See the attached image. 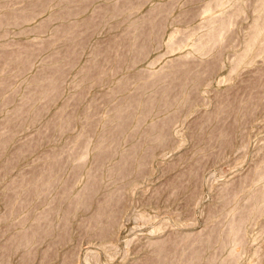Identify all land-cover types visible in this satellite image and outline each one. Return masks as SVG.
<instances>
[{
	"label": "rangeland",
	"instance_id": "rangeland-1",
	"mask_svg": "<svg viewBox=\"0 0 264 264\" xmlns=\"http://www.w3.org/2000/svg\"><path fill=\"white\" fill-rule=\"evenodd\" d=\"M216 1L0 0V264L235 263L226 210L248 217L264 172V0ZM263 217L238 264H264Z\"/></svg>",
	"mask_w": 264,
	"mask_h": 264
},
{
	"label": "bare ground",
	"instance_id": "bare-ground-1",
	"mask_svg": "<svg viewBox=\"0 0 264 264\" xmlns=\"http://www.w3.org/2000/svg\"><path fill=\"white\" fill-rule=\"evenodd\" d=\"M227 4H228V1L227 0H217L216 1V4H215V10H216V12H220V11H222V9L225 7V6H227ZM212 12V9L211 8H208L207 9V11L205 12L207 15L208 14H210ZM218 29L216 28V27H213V25H209V27L205 30V34L207 35V36H209V39L210 40H212V41H217V40H219V34H218ZM260 36H261V31H255L250 37H249V39H248V41H247V43H246V46H245V51H243V53L240 55V59H239V61H238V63H237V65L240 67V66H243V61H242V58H243V56H244V54H245V52H248V51H250V50H252L253 49V47L256 45V43L258 42V40H259V38H260ZM173 134L175 135L176 134V131L175 130H173ZM88 153H89V151H88ZM264 164V163H263ZM263 164H262V166H263ZM261 166V167H262ZM264 169V168H263ZM86 173V172H85ZM257 173H259L258 172V170H257ZM257 173H255L254 172V174H257ZM261 174H259V177L257 178L256 177V175H254L253 177H256L257 178V180H256V178H254L255 180H256V182L257 183H254L255 184V186H256V184H261L260 186H257L256 187V189H254V191H252V193H251V195L249 196V198H248V205H247V209H248V213H249V215H248V217H246L244 214H243V212L242 211H238L237 209H235L234 207H237L236 205L235 206H233L232 208H234V209H232V208H230V209H228V210H226V214H225V217H226V215H227V218H228V223H227V226L225 227V225H224V227L226 228H224L222 231H223V235H225V237H226V239H227V241H225V244L222 246V248H221V250H222V252H221V258L219 259L220 260V262H222L224 259H229V258H231V260L233 259V262H235L234 264H238L239 262H240V260L243 258V252H240V250H239V252H237V251H235L236 249H238V243L239 244H241V241L240 240H238V237L243 233V227H245L248 223H252V226L254 225V224H257V223H255L256 221L255 220H257V219H259V218H262L263 216H264V172L262 173V172H260ZM88 174V173H87ZM86 175V174H85ZM79 179H80V177H79ZM81 180H82V178H81ZM253 182V181H252ZM78 183V182H77ZM231 183V182H230ZM222 186L224 187V188H226L225 190H227V188H228V183H226V182H224L223 184H222ZM254 186V185H253ZM252 186V187H253ZM76 187V186H75ZM223 187H221V189L223 188ZM252 190V189H251ZM219 191L221 192V190L219 189ZM221 193H223V190H222V192ZM225 193V192H224ZM218 196L220 195V193H218L217 194ZM221 196H223L222 194H221ZM218 199H220V197L218 198ZM229 203V202H228ZM223 205H224V202H223ZM227 206H228V204H227ZM224 209H225V207H224ZM227 209V208H226ZM263 219H264V217H263ZM225 221V220H224ZM225 223V222H224ZM257 225H260V223H258ZM261 227V226H260ZM263 227V226H262ZM260 229V228H259ZM206 229H204V231H205ZM258 230V229H257ZM263 231L264 229H260V230H258V232L259 231ZM161 228H160V226H156V227H154L153 228V233H156V234H158L155 238H149L148 240H147V242H146V245H148L149 247L151 246V247H155V248H157V249H159V250H153L152 248V250H153V252H154V254H153V257H156V259H158V257H157V255L156 256H154L155 254H156V252L155 251H159L158 253H160V251H162L163 249H161L162 247H163V245L165 244V242H166V240H167V238H168V236H166V235H159L161 232ZM261 231V232H262ZM199 231H197L196 233L194 232H190V233H188V231H186V232H184L183 233V230L182 231H180V230H178V229H175V228H173V230L171 231V233L170 234H174V236L175 237H180V238H178V240L180 239H182V240H184V239H186V240H184V242L185 241H187V239L189 238V237H191V235H193V234H196V235H193L194 237L193 238H195L196 240L195 241H193V238L191 237V240L193 241L192 242V247H193V243H194V245H195V243H197L198 245H201V244H203V243H207V241H208V239H209V235L207 234V233H205V235H200L199 233H198ZM260 232V233H261ZM204 234V232H202L201 231V234ZM255 233H256V231H255ZM263 233H264V231H263ZM263 233H261V234H263ZM199 234V235H198ZM220 234V233H219ZM171 235V236H172ZM177 235V236H176ZM256 236H257V233L255 234ZM260 235V234H259ZM262 236V235H261ZM255 237V236H254ZM258 237V236H257ZM173 239H174V237H173ZM176 239V238H175ZM172 240V239H171ZM170 240V241H171ZM179 240V241H180ZM189 240V239H188ZM253 240V239H252ZM256 240H257V238H256ZM190 241V240H189ZM188 241V242H189ZM237 241H239V242H237ZM254 241V240H253ZM168 243H170V242H168ZM187 245H188V243H186ZM237 244V246H235ZM190 245H191V242H190ZM189 245V246H190ZM165 246V245H164ZM239 246H243L242 244L241 245H239ZM235 247H236V249H235ZM165 248V247H164ZM184 248V247H183ZM240 248V247H239ZM242 248V247H241ZM240 248V249H241ZM256 249L257 248H260V250H261V247L260 246H256L255 247ZM147 249H148V247H147ZM151 249H149V250H151ZM186 249V248H185ZM255 249V250H256ZM148 250V251H149ZM220 250V251H221ZM260 250H256V252H258V251H260ZM185 251V250H184ZM247 251V250H246ZM150 252V251H149ZM152 251L150 252V254L151 253H153ZM164 252H168L167 250L165 251L164 250ZM164 252H162V254H164ZM157 253V254H158ZM249 253V252H248ZM254 253H255V251H254ZM253 253V254H254ZM146 254H149V253H146ZM146 254H145V256H146ZM149 254V255H150ZM161 254V253H160ZM159 254V255H160ZM162 254H161V256H162ZM219 254V253H218ZM218 254H216V256L214 255V257L216 258L217 257V255ZM247 254V253H246ZM245 254V255H246ZM252 254V255H253ZM257 255L259 254V253H256ZM152 255V254H151ZM150 255V256H151ZM158 255V256H159ZM166 255H167V253H166ZM248 255V254H247ZM246 255V256H247ZM252 255H251V258H252ZM257 255H255L254 254V256H257ZM160 256V257H161ZM165 256V255H164ZM163 256V257H164ZM197 256V255H196ZM153 257H151V258H153ZM160 257H159V259H160ZM163 257H161V258H163ZM213 257V256H212ZM213 257V258H214ZM220 257V256H219ZM148 258V257H147ZM150 257H149V259H151ZM179 258V257H178ZM181 258V257H180ZM180 258H179V261H182V260H180ZM184 257H182V259H183ZM218 258V257H217ZM154 259V258H153ZM158 259V260H159ZM164 259V258H163ZM80 260H81V262L83 263V264H90V258L89 257H82V258H80ZM152 260V259H151ZM158 260H156V261H158ZM162 260V259H161ZM160 260V261H161ZM218 260V259H217ZM212 260H210V262H211ZM214 261H216V259L214 260ZM227 261V260H226ZM242 261V260H241ZM159 262V261H158ZM209 262V263H210ZM260 262V261H259ZM176 263H177V260H176ZM183 263L184 264H186V261H185V259L183 260ZM209 263H207V264H209ZM212 263H214L213 261H212ZM178 264H181V262L179 263L178 262ZM214 264H216V262L214 263ZM218 264H219V262H218ZM221 264V263H220ZM222 264H224V262L222 263ZM261 264V263H260Z\"/></svg>",
	"mask_w": 264,
	"mask_h": 264
}]
</instances>
